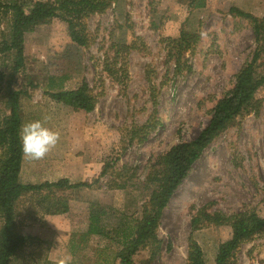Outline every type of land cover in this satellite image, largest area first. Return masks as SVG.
Here are the masks:
<instances>
[{
    "label": "rangeland",
    "instance_id": "rangeland-1",
    "mask_svg": "<svg viewBox=\"0 0 264 264\" xmlns=\"http://www.w3.org/2000/svg\"><path fill=\"white\" fill-rule=\"evenodd\" d=\"M232 7L264 19V0H206L202 8L191 6V0H123L88 20V47L74 44L66 24L57 19L26 34V67L16 83L22 124L42 121L60 139L42 159L24 156L22 183L100 181L91 189L68 191L70 212L65 215L44 216L41 224L18 220V232L38 240L29 242L12 264L120 263L126 229L151 207L158 185L151 179L160 158L207 127L215 105L253 58L252 25L232 16ZM11 24V14L0 18L1 37L9 36ZM182 31L200 37L190 50L175 42ZM118 45L131 49L119 53ZM14 57L13 52L0 56L7 80L0 94V122L10 115ZM109 68L121 70L119 80ZM83 83L97 97L90 113L51 97ZM257 98L262 101L237 117L194 164L163 212L160 242L141 250L134 264H189L191 238L207 264H216L231 229L202 221L196 230L192 222L198 214L256 211L264 217V88ZM143 126L148 127L145 141H129V131ZM92 205L105 211L104 235L88 234ZM3 224L0 214V230ZM230 264H264V232L243 243Z\"/></svg>",
    "mask_w": 264,
    "mask_h": 264
},
{
    "label": "trees",
    "instance_id": "trees-1",
    "mask_svg": "<svg viewBox=\"0 0 264 264\" xmlns=\"http://www.w3.org/2000/svg\"><path fill=\"white\" fill-rule=\"evenodd\" d=\"M121 1L123 0H11L9 2L0 0V18L3 15H12L9 36H0V56L11 52L15 55L13 77L8 81L10 115L0 122V214L4 219L0 230V264H12L29 242L38 240L37 237L20 234L17 230L18 220L41 224L44 216L65 215L70 212L68 191L91 189L100 181L98 179L93 183L74 184L69 179L63 178L57 182L41 184L22 183L20 177L24 155L19 139L22 119L20 92L17 91L16 83L19 74L26 67V34L57 19L66 24L68 35L74 44L88 47L90 44L88 20L95 15L106 13L114 4ZM205 2L206 0H191V6L202 8ZM230 14L251 23L256 41L253 58L237 74L233 89L225 93L217 102L207 127L194 140L175 145L160 158L158 173L151 179L152 183L158 182L152 192L151 207L145 209L142 220L135 227L131 230L126 229L122 241L123 249L118 254L119 264H134V258L141 250L147 249L152 242H160L157 238V229L163 212L190 174L194 164L237 117L248 111V108L254 106L256 102L262 101L257 95L264 88V19H259L238 7H232ZM199 40L198 34L182 31L175 42L182 50L187 51ZM118 46L119 53L127 48L131 49ZM179 64L180 62L177 69L180 70ZM113 69H108L110 76L119 80L121 70ZM6 83V74L0 68V94ZM51 97L58 103L86 113L94 111L97 104V97L87 83H83L75 90L52 93ZM147 132V126L135 128L128 133L129 141L143 142ZM108 168L109 165L104 168L100 178L107 174ZM118 187L120 185H115V188ZM103 214H105L103 208L98 205L91 206L88 234H105L100 226ZM202 221L215 227L228 226L232 232L231 238L220 244L216 264H230V260L243 243L264 232V217L256 211L234 216L198 214L192 222L194 229L197 230ZM190 242L189 264H207L201 246L193 238Z\"/></svg>",
    "mask_w": 264,
    "mask_h": 264
},
{
    "label": "clouds",
    "instance_id": "clouds-1",
    "mask_svg": "<svg viewBox=\"0 0 264 264\" xmlns=\"http://www.w3.org/2000/svg\"><path fill=\"white\" fill-rule=\"evenodd\" d=\"M19 139L23 155L31 160H39L56 147L60 134L36 120L21 125Z\"/></svg>",
    "mask_w": 264,
    "mask_h": 264
}]
</instances>
